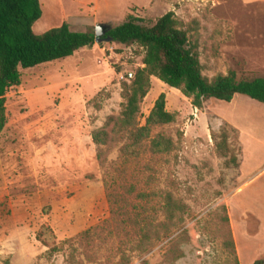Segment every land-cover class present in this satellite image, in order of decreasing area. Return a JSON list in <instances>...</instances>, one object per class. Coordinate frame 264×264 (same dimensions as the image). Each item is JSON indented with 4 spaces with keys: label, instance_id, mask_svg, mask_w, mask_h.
I'll list each match as a JSON object with an SVG mask.
<instances>
[{
    "label": "rangeland",
    "instance_id": "1",
    "mask_svg": "<svg viewBox=\"0 0 264 264\" xmlns=\"http://www.w3.org/2000/svg\"><path fill=\"white\" fill-rule=\"evenodd\" d=\"M39 1L36 34L64 22L95 34L98 25L115 27L128 15L152 25L173 11L184 23L198 24L190 35L198 41L203 75L264 76V0ZM143 56L137 43L103 39L21 71L20 85L6 95L0 133V264H119L123 253L129 264H158L176 233L144 254L132 251L124 242L125 231L134 228L112 223L110 196L131 216L148 202L147 213L163 219L161 197L146 201L140 192L171 191L187 205L182 230L189 241L172 264H228L225 225L215 212L220 206L228 212V198L232 207L241 200L250 213L264 214V103L245 95L229 102L210 98L196 109L178 89L164 83L160 91L154 82L138 122L145 123L152 98L164 92L177 121L156 131L174 140L181 131L179 147L162 155L142 149L126 162L115 145L105 150L104 162L98 159L91 133L119 113L122 83L144 67ZM42 225L52 230L53 249L37 239Z\"/></svg>",
    "mask_w": 264,
    "mask_h": 264
},
{
    "label": "trees",
    "instance_id": "2",
    "mask_svg": "<svg viewBox=\"0 0 264 264\" xmlns=\"http://www.w3.org/2000/svg\"><path fill=\"white\" fill-rule=\"evenodd\" d=\"M41 15L39 0H0V133L7 123L6 95L11 87L20 85L22 70L71 56L78 49L95 42L94 33L71 30L66 22L36 34L32 27ZM192 24L184 23L173 11H169L152 25H145L137 17L128 15L119 25L105 29L103 39L109 38L121 44H139L144 49V67L136 69L129 82L122 83L123 101L119 113L109 115L103 126L91 133L92 141L98 147L97 157L100 161H105V150L115 145H120L119 156L126 162L139 157L142 149L152 155H162L179 147L183 136L181 131H177L176 140L161 130L156 131L177 121V114L166 110L164 93L159 94L154 101L145 123L141 125L138 122L141 103L151 88L152 76L191 98L192 105L197 108H201L207 99L229 102L237 94L264 103V76L239 79L234 71L226 75L220 73L212 78L202 74L198 41L192 39L193 34L190 35L192 31L197 34L198 24L196 21ZM222 135L225 142L227 135ZM151 195L161 197L158 211L163 219L147 213L150 209L148 202L141 206V212L131 216L114 199L115 196L113 199L110 196L112 223L122 228V225L133 226L134 232L125 231L124 243L127 242L132 251L141 254L146 253L155 242L176 233L158 263L172 264L184 256L182 244L189 241L187 231L182 230L187 205L166 190L140 192L137 196L147 201ZM219 211L225 225L227 238L223 246L228 264H240L227 209L220 206L216 214ZM84 235L89 237L90 230H86ZM36 236L44 246L54 248L53 243L50 244L54 237L50 227L42 225ZM129 262L130 256L123 253L119 264ZM260 263L256 261L255 264Z\"/></svg>",
    "mask_w": 264,
    "mask_h": 264
},
{
    "label": "crops",
    "instance_id": "3",
    "mask_svg": "<svg viewBox=\"0 0 264 264\" xmlns=\"http://www.w3.org/2000/svg\"><path fill=\"white\" fill-rule=\"evenodd\" d=\"M246 1L250 2L253 0ZM154 82L160 85V91L166 89V85L162 81L152 76L151 87ZM157 97L152 98L151 101L154 103ZM166 100H168L167 94ZM195 108L198 109L197 107ZM229 122L237 127V125L231 120ZM226 196L227 195H225L224 198H226ZM228 203L230 226L232 229L239 263L255 264L256 261H261L260 264H264V214L250 213L248 208L244 206L243 201L241 200H236L233 207L229 198ZM250 220L256 224L255 227L250 228Z\"/></svg>",
    "mask_w": 264,
    "mask_h": 264
},
{
    "label": "water",
    "instance_id": "4",
    "mask_svg": "<svg viewBox=\"0 0 264 264\" xmlns=\"http://www.w3.org/2000/svg\"><path fill=\"white\" fill-rule=\"evenodd\" d=\"M105 33V30L101 25H98L95 29V42H99L103 40V35ZM107 40H110L109 38H106Z\"/></svg>",
    "mask_w": 264,
    "mask_h": 264
},
{
    "label": "built area",
    "instance_id": "5",
    "mask_svg": "<svg viewBox=\"0 0 264 264\" xmlns=\"http://www.w3.org/2000/svg\"><path fill=\"white\" fill-rule=\"evenodd\" d=\"M128 76H129V78H132L133 75H132V73H129ZM129 78L127 80H129Z\"/></svg>",
    "mask_w": 264,
    "mask_h": 264
}]
</instances>
